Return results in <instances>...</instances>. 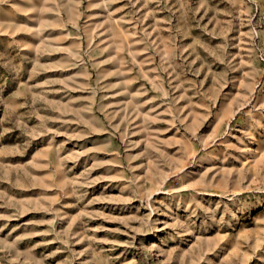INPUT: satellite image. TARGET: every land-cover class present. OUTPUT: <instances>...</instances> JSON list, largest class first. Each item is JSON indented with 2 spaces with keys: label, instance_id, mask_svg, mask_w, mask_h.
<instances>
[{
  "label": "rangeland",
  "instance_id": "1",
  "mask_svg": "<svg viewBox=\"0 0 264 264\" xmlns=\"http://www.w3.org/2000/svg\"><path fill=\"white\" fill-rule=\"evenodd\" d=\"M0 264H264V0H0Z\"/></svg>",
  "mask_w": 264,
  "mask_h": 264
}]
</instances>
